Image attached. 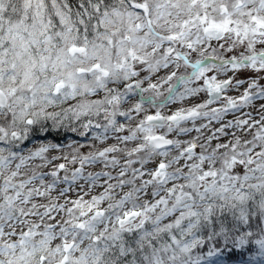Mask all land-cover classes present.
Masks as SVG:
<instances>
[{
    "label": "snow or ice",
    "instance_id": "snow-or-ice-1",
    "mask_svg": "<svg viewBox=\"0 0 264 264\" xmlns=\"http://www.w3.org/2000/svg\"><path fill=\"white\" fill-rule=\"evenodd\" d=\"M0 264H264V0H0Z\"/></svg>",
    "mask_w": 264,
    "mask_h": 264
}]
</instances>
